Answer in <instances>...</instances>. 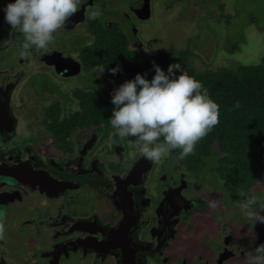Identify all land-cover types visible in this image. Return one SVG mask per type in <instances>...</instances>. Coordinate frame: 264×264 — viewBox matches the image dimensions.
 <instances>
[{
    "label": "flooded vegetation",
    "instance_id": "1",
    "mask_svg": "<svg viewBox=\"0 0 264 264\" xmlns=\"http://www.w3.org/2000/svg\"><path fill=\"white\" fill-rule=\"evenodd\" d=\"M168 1L160 0V5H170ZM5 2L0 0V5ZM217 2L218 7L224 4L220 0L182 3L183 9L204 7L206 22L213 15L210 6ZM93 10L100 15L89 19ZM203 15H197L198 20ZM151 16V0H83L54 34L48 50L40 53L37 60L43 65L34 60L27 73L14 67L19 79L15 84L5 73L1 77L0 223L10 218L18 227L33 228L40 249L33 254L27 251L28 264H66L74 257L91 264H245L242 249L264 243V224L240 225L239 207L242 192L251 195L249 189H253L261 195L264 179L249 187L237 184L207 166L189 169L177 153L168 154L163 163L170 166L158 172L155 163L134 150L132 138L114 137V130L98 123L76 127L62 142L51 133L45 109L59 103V120L79 110L73 96L78 89L66 81L81 76L86 68L95 85L83 90L103 93L108 88L100 84L101 74L86 65L96 54L99 30L122 31L133 47L141 44L138 30ZM128 30L134 33L126 34ZM9 33L14 38L22 36L3 22L0 13L2 57L10 52L8 46L3 48ZM82 39L84 45L78 47ZM1 62L0 72H8ZM41 66L53 71L57 84L44 85L39 92L37 82L28 81ZM21 85H25L22 92L16 90ZM26 109L34 113L27 114ZM53 144L57 151L51 148ZM213 171L221 188L234 193L230 201L222 190L207 184L206 174ZM260 204H264V195L256 207ZM258 211L264 214V209ZM5 229L0 230V264L16 262L9 256L14 254L12 247L2 241Z\"/></svg>",
    "mask_w": 264,
    "mask_h": 264
},
{
    "label": "trees",
    "instance_id": "2",
    "mask_svg": "<svg viewBox=\"0 0 264 264\" xmlns=\"http://www.w3.org/2000/svg\"><path fill=\"white\" fill-rule=\"evenodd\" d=\"M223 5L219 6L221 10ZM230 17L225 12L220 17L224 19L227 28ZM225 31L227 35L228 30ZM189 45V40L185 47L170 44L157 52L156 56L150 54L153 56L151 59L141 61L143 52L139 47L136 48L138 45L131 47L122 31L99 30L96 54L88 59L86 65L93 69L105 65L100 77L103 86L108 88L102 90L103 93L80 89L74 91L73 96L78 100L79 110L69 118L59 120V103L45 109L46 120L51 119L49 126L51 133L56 134L58 141L62 142L66 141L64 138L76 127L98 123L113 130L108 123L114 107L110 97L119 83L133 79L137 73L151 80L154 75L153 63L166 71L168 64L178 62L181 65L180 71L199 80L208 89L210 97L220 106L219 123L198 142L193 153L181 161L195 171L207 166L219 176L248 187L262 181L264 179V56L257 64L227 62L217 65L214 69H201L194 65L193 53L188 48ZM218 47L222 52L223 48L219 44ZM237 50H239L238 42L233 43L225 51L228 56ZM117 64L120 65L119 71L115 74L108 71ZM236 101H239V108H233Z\"/></svg>",
    "mask_w": 264,
    "mask_h": 264
},
{
    "label": "clouds",
    "instance_id": "3",
    "mask_svg": "<svg viewBox=\"0 0 264 264\" xmlns=\"http://www.w3.org/2000/svg\"><path fill=\"white\" fill-rule=\"evenodd\" d=\"M81 3L83 0H6L0 13L10 29L22 34L20 55L24 56L30 51L46 52L54 34ZM99 15V10H93L89 19ZM104 67L97 66L94 73H103ZM153 68L151 80L137 73L113 90L108 123L114 137L132 138L139 154L151 163L161 164L173 151L183 160L219 123L220 106L199 80L180 71L178 62L168 64L166 71L155 63ZM119 70V64L108 69L112 74ZM239 106L236 101L233 108ZM249 191L251 195L241 193L240 206L253 226L264 224V214L258 211L264 204L256 207L259 197L253 189ZM242 251L245 264H264V243Z\"/></svg>",
    "mask_w": 264,
    "mask_h": 264
},
{
    "label": "rangeland",
    "instance_id": "4",
    "mask_svg": "<svg viewBox=\"0 0 264 264\" xmlns=\"http://www.w3.org/2000/svg\"><path fill=\"white\" fill-rule=\"evenodd\" d=\"M185 1L186 0H175L172 3V1L169 0L168 2L171 3L170 5H167L164 2V4L161 6L160 0H151L152 16L150 20L141 25L138 30L141 44L136 46V48L139 47L140 51L143 52L141 61L151 59V57L158 54L157 52L165 49L170 44H174L176 47H185L187 45V40H189L190 45L188 46V48L191 49L193 53L192 61L194 65L201 69H214L217 65H223L227 62L247 64H257L261 62V58L264 56V0H220L224 3L223 10H220L218 7L220 2L212 4L210 6V9L212 10L213 15L208 17V20L210 21L207 20L206 22L203 21L205 18L203 15L205 8L200 7L192 9L191 6H188L183 9L184 6L182 2ZM181 6L183 7L181 8ZM221 12H225L231 16L228 28L225 27L224 19L220 18ZM197 15H203V17L198 20ZM224 30H228L227 35L226 31L224 32ZM58 32L62 33L61 30H59ZM133 33L134 32L128 30L126 34ZM133 38L134 35H132V39ZM22 40L23 37L21 35L18 36V34H16V37L14 38L10 36V33L8 34L6 44L3 45V48H6L8 46V51L10 52L5 54V57H2L0 55V59H2L1 63H4L8 67V72H0V80L5 73L10 81H13L14 84L17 83L19 79L15 77V74L13 72L15 70L14 67H20V69L24 73H27L29 72L28 69L30 68V65L34 63V60H37L39 56L41 59V54L35 51H30L29 54L24 56L19 54L18 57L17 54L22 51L20 47ZM236 42H238L239 50L235 51L234 53H230L227 56L225 50L231 47L232 44ZM218 44L223 48L221 49L222 52L219 51ZM77 45L78 47L84 45V39H82L81 42L78 41ZM11 47L13 48L11 49ZM150 54H152L153 56H151ZM21 60L23 61V65L20 66ZM37 61V64H41L40 61ZM37 70L41 71L38 72V74L32 76L28 81L37 82L39 88L37 91L40 92L44 85L54 86V84H57V81L52 75L53 71H50L47 66L38 67ZM90 76V69L83 68L81 76L78 75V77H73L66 82L68 84L71 83V85L77 87V89L80 90H83L84 88H92L95 84L92 83ZM102 83L103 82L100 81V84ZM120 84L121 82L119 83V85ZM24 87L25 85H21L20 87L17 86L16 90L22 92L24 90ZM43 103H45V106L46 103H48V105L50 104L49 100ZM74 104L77 103L74 102ZM70 109H72L71 105L68 107V111H70ZM23 111L24 109L20 112ZM25 111V113L27 114L34 113L29 109H26ZM26 128L27 127L24 126L22 132H25L24 130H26ZM31 142H33V140ZM51 148L56 151L58 149L54 144L51 145ZM134 150L137 151L136 147ZM176 153V151H173L170 154ZM166 162H168V160ZM167 164L168 163L162 162L161 164H156L155 167H157L158 172H161L163 167L170 166ZM213 172L206 174L207 184L212 185L214 188L216 187L218 191L222 190L227 201H230V199L234 196V193L229 189L221 188L222 186L219 185L220 179L215 174V172ZM228 188L234 189L232 187ZM261 189L262 190H260L259 192L263 196L264 185L261 187ZM75 193L76 192H74V194ZM261 195L259 196V198L262 197ZM229 205L231 206V204ZM239 207L240 216L242 218L240 225L243 224V226H245L246 222L249 223L251 221L246 218L245 211L241 208V206ZM33 212V210L30 211V213ZM35 213L36 212H34V215ZM17 220H19V217H17ZM239 220L240 218H237L236 222H239ZM16 223V221H13L10 218L5 222V224L0 223V230L3 227L6 228L2 236V241L13 249L12 251L14 254H9V256L14 258L16 262H10L9 264H28L29 257H27L26 253L27 251H31L32 254L37 252L39 253L38 250L40 248H38V244H40V240L38 236L34 237L35 232L33 228H28L26 226L18 227ZM242 228L243 227L241 226L239 227V229L243 232ZM53 236L55 237V234H53L52 237ZM49 239H51V237H49ZM47 242L48 240L46 241V243ZM41 243L43 244V241ZM22 256L26 258V262L24 263L21 259ZM66 264H91V262L88 259L78 260L74 257L70 260V262Z\"/></svg>",
    "mask_w": 264,
    "mask_h": 264
},
{
    "label": "water",
    "instance_id": "5",
    "mask_svg": "<svg viewBox=\"0 0 264 264\" xmlns=\"http://www.w3.org/2000/svg\"><path fill=\"white\" fill-rule=\"evenodd\" d=\"M0 194H3V193H0ZM45 247H46V246H44V245L42 246V249L44 248V251L47 250V248L45 249Z\"/></svg>",
    "mask_w": 264,
    "mask_h": 264
}]
</instances>
